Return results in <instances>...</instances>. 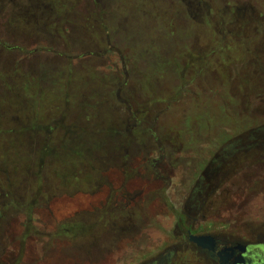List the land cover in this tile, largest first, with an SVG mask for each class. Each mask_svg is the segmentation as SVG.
<instances>
[{
	"label": "rangeland",
	"instance_id": "374dc122",
	"mask_svg": "<svg viewBox=\"0 0 264 264\" xmlns=\"http://www.w3.org/2000/svg\"><path fill=\"white\" fill-rule=\"evenodd\" d=\"M257 125L264 0H0V264H142L190 203L254 220L225 145Z\"/></svg>",
	"mask_w": 264,
	"mask_h": 264
},
{
	"label": "flooded vegetation",
	"instance_id": "af4514ba",
	"mask_svg": "<svg viewBox=\"0 0 264 264\" xmlns=\"http://www.w3.org/2000/svg\"><path fill=\"white\" fill-rule=\"evenodd\" d=\"M225 146L227 157L235 152L255 153L254 160L244 158L226 189L229 193L238 188L244 203L256 204V218L239 215L236 222L229 212L219 228L196 217L202 204L190 203L184 208L187 213H174L172 245H164L160 254L142 264H264V125H257L255 136L233 139ZM191 236L203 237L201 244L190 241Z\"/></svg>",
	"mask_w": 264,
	"mask_h": 264
},
{
	"label": "trees",
	"instance_id": "16d2710c",
	"mask_svg": "<svg viewBox=\"0 0 264 264\" xmlns=\"http://www.w3.org/2000/svg\"><path fill=\"white\" fill-rule=\"evenodd\" d=\"M10 51L12 49H9ZM112 51L108 50V51H105V54L106 55H109ZM101 52L99 53H96L94 51H89L88 53H83V55H79L78 56V59L83 61L84 64H83V68H82V75L83 77H89L91 78L92 80L93 79H98L99 80V76L101 74V71L100 69L98 68L97 64L95 63V59H99L100 56H101ZM71 59V58H69ZM92 60H94L92 62ZM97 88H101V85L99 84V82L97 83Z\"/></svg>",
	"mask_w": 264,
	"mask_h": 264
},
{
	"label": "crops",
	"instance_id": "0c3cea01",
	"mask_svg": "<svg viewBox=\"0 0 264 264\" xmlns=\"http://www.w3.org/2000/svg\"><path fill=\"white\" fill-rule=\"evenodd\" d=\"M93 49V50H92ZM94 49L95 48H90V47H88V51H86V52H84V54L85 53H88L89 51H94ZM98 52V51H97ZM78 55H83V52L81 53V54H78ZM84 81L83 82H88L89 83V85L91 86L92 84H94L95 82H93V81H88V80H90V79H88V78H85V79H83ZM92 80V79H91ZM82 88V87H81ZM83 90V89H82ZM53 93V91H50V97H52L53 96V99H57V97H56V95L55 94H52ZM63 94V96H64V99H62L63 101V109H64V106H66L67 105V103H68V101H69V98H76V97H79V98H82V95L81 94H76V90H72V91H70V92H67L66 94L65 93H62ZM66 97H68V101H66L67 100V98ZM54 103V102H53Z\"/></svg>",
	"mask_w": 264,
	"mask_h": 264
},
{
	"label": "water",
	"instance_id": "95a60500",
	"mask_svg": "<svg viewBox=\"0 0 264 264\" xmlns=\"http://www.w3.org/2000/svg\"><path fill=\"white\" fill-rule=\"evenodd\" d=\"M203 240V237L191 236L190 241L200 245Z\"/></svg>",
	"mask_w": 264,
	"mask_h": 264
}]
</instances>
